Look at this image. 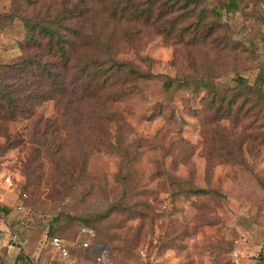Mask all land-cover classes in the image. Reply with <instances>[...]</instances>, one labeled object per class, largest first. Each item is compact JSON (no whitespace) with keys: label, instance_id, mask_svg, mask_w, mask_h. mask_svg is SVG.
Listing matches in <instances>:
<instances>
[{"label":"rangeland","instance_id":"rangeland-1","mask_svg":"<svg viewBox=\"0 0 264 264\" xmlns=\"http://www.w3.org/2000/svg\"><path fill=\"white\" fill-rule=\"evenodd\" d=\"M54 1L0 0V62L28 54L22 17ZM228 1L188 3L152 24L112 22L111 51L98 57L151 76L93 113L84 104L82 117H60L53 99L37 104L66 123L56 158L33 155L26 115L0 131V264H68L54 236L73 264H264V0ZM178 76L215 89L166 90ZM238 93L212 120V96L227 104Z\"/></svg>","mask_w":264,"mask_h":264},{"label":"trees","instance_id":"trees-1","mask_svg":"<svg viewBox=\"0 0 264 264\" xmlns=\"http://www.w3.org/2000/svg\"><path fill=\"white\" fill-rule=\"evenodd\" d=\"M28 1L31 3V0ZM61 2L53 3L52 6L43 3L39 13L22 17L29 31L27 47L30 51L17 61L0 62V131H5L7 123L20 114L34 119L32 133L35 145L32 150L33 155L38 157L43 156V152L48 154L47 157L58 156L64 144L60 131L64 130L66 123L59 119L45 120L42 114L36 112L37 104L53 99L60 117L66 118L72 114L82 117L87 111L82 108L84 104L93 113L97 107L125 95L127 84L150 78V74H145L128 61L98 57L100 55L96 52L101 51L102 47L108 54L111 51L113 35L108 37L104 31L112 22L157 23L165 15L186 8L188 3H198L199 0ZM226 6L236 9L238 0H229ZM166 28L170 29V25ZM212 28L208 29L206 37ZM243 80L242 77L238 78L240 82ZM192 82L197 84L196 90L202 87L215 89L213 82L205 78L188 76L169 77L164 87L171 91L189 87ZM250 90L251 87L246 91L241 105L251 101ZM241 96L242 93L233 95L226 104L224 98L218 99L214 94L209 106L211 119L218 120L221 111L231 113ZM190 192L207 190L191 188ZM55 221H59V218ZM53 228L51 226L50 230Z\"/></svg>","mask_w":264,"mask_h":264},{"label":"built area","instance_id":"built-area-1","mask_svg":"<svg viewBox=\"0 0 264 264\" xmlns=\"http://www.w3.org/2000/svg\"><path fill=\"white\" fill-rule=\"evenodd\" d=\"M12 240L14 242H16L18 240V236L17 234H13L12 236ZM89 241H83V245L85 247L89 246ZM52 245L54 247L55 250H57L59 252V254L61 255V257L65 260H68V264H73V261L71 260V254H70V250L67 247L64 239H62L59 236H54L52 237ZM99 260H101V257H99Z\"/></svg>","mask_w":264,"mask_h":264},{"label":"crops","instance_id":"crops-1","mask_svg":"<svg viewBox=\"0 0 264 264\" xmlns=\"http://www.w3.org/2000/svg\"><path fill=\"white\" fill-rule=\"evenodd\" d=\"M6 229H7V225L5 223H1V221H0V241H2L4 239L2 237L3 236V233L1 231L6 230ZM13 234H16V233H13ZM13 234H12V236H13Z\"/></svg>","mask_w":264,"mask_h":264}]
</instances>
